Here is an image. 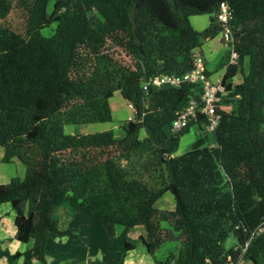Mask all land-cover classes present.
Listing matches in <instances>:
<instances>
[{
	"label": "trees",
	"instance_id": "trees-1",
	"mask_svg": "<svg viewBox=\"0 0 264 264\" xmlns=\"http://www.w3.org/2000/svg\"><path fill=\"white\" fill-rule=\"evenodd\" d=\"M49 1L0 0L2 161L25 168L22 178L0 182V202L15 210L17 240L27 242L36 230L30 248L0 255L10 264L20 256L22 264L45 263L47 239L76 234L53 217L68 202L119 227L108 248L119 256L135 247L128 230L138 225L145 235L137 239L153 257L164 241H179L155 264H227L241 253L264 264V0H55L47 13ZM220 1L229 7L237 59L228 63L225 51L218 66L238 99L222 113L212 144L200 133L176 155L194 122L175 131L169 125L198 85L143 91L141 84L193 68L202 41L221 30ZM13 2L25 11L24 32L3 22ZM200 14L209 23L197 30L189 17ZM52 22L53 33L42 34ZM237 72L242 79L232 84ZM115 91L136 106L135 119L120 124L123 137L109 129L64 131L66 124L110 121ZM196 124L202 129L200 119ZM167 191L175 206L160 213L153 204ZM229 233L235 243L225 248Z\"/></svg>",
	"mask_w": 264,
	"mask_h": 264
},
{
	"label": "crops",
	"instance_id": "crops-1",
	"mask_svg": "<svg viewBox=\"0 0 264 264\" xmlns=\"http://www.w3.org/2000/svg\"><path fill=\"white\" fill-rule=\"evenodd\" d=\"M189 20L194 27L198 25L199 27H205L209 23V14L208 19L192 18ZM201 51L202 53L204 52L202 47ZM114 93L119 92L115 91L111 93L109 96V104L110 97ZM120 96L124 99L121 94ZM124 101L126 100L124 99ZM110 107L112 108L111 104ZM2 155L3 147L0 145V182L7 183L14 176L22 178L25 174L24 165L17 159H13L9 162H3ZM54 211L53 217L56 218L58 226L62 229L74 228L76 229V234L75 236H67L62 239H47L45 245V263L33 259L31 264H155L154 259L149 255L143 244L142 245L145 248L144 250L137 249L135 245L132 250L127 251L124 255L118 256L117 254L116 262H109V258L107 257L115 251H109L108 248L112 243L113 238L119 231L118 226L95 218L80 210H75L68 202H62L55 208ZM14 220L15 210L12 208L11 203L8 201L0 202V249H6L11 253L17 251L23 252L32 246L36 237V230L32 231L27 242H21L15 238L16 226ZM163 220L164 219H161L160 221ZM160 224L162 226L171 225L169 222L166 225L161 222ZM140 234L145 235L144 229L141 226H133L128 230L129 239H135V237L137 238ZM168 242L169 240L163 242L160 248H162L164 244L167 246ZM172 247H174V243H172ZM171 249L172 248L168 246L166 250L163 249L162 253L159 254L158 257H156L155 254V259L164 260L167 253L170 252ZM135 251H137L136 254H134ZM143 251L150 256L152 261L151 259H147L148 257H144L145 255ZM132 253L134 254L132 256L133 258L128 260L127 257L131 256ZM22 262V256L17 258L16 264H22ZM0 264L10 263L7 261L5 256L0 255Z\"/></svg>",
	"mask_w": 264,
	"mask_h": 264
},
{
	"label": "built area",
	"instance_id": "built-area-1",
	"mask_svg": "<svg viewBox=\"0 0 264 264\" xmlns=\"http://www.w3.org/2000/svg\"><path fill=\"white\" fill-rule=\"evenodd\" d=\"M217 19L221 23L219 32L221 43L225 51L228 52V63H233L237 59V53L233 49V38L231 35L228 21L230 17L229 7L226 1H220L217 10ZM197 84L199 91L196 95L189 97L186 106L176 112V116L171 121L169 128L171 131L178 130L190 122L201 120L202 129L198 126V134L212 133L217 127L222 113L231 112L234 109L237 94H232V90L227 88L226 82L223 81V75L220 78L212 80L210 73L207 72L206 59L202 51H196L193 58V68L183 74L174 73H157L145 79L141 88L147 91L149 86H180L182 83ZM131 111L127 121L135 119L136 106L131 101H126ZM192 125V124H191ZM258 230H262L263 226H259ZM248 241L245 243L247 245ZM227 264H245L242 253L236 259L227 257Z\"/></svg>",
	"mask_w": 264,
	"mask_h": 264
},
{
	"label": "rangeland",
	"instance_id": "rangeland-1",
	"mask_svg": "<svg viewBox=\"0 0 264 264\" xmlns=\"http://www.w3.org/2000/svg\"><path fill=\"white\" fill-rule=\"evenodd\" d=\"M55 0H50L47 4V13H50L52 10V6ZM192 18H205L208 19V14H200V15H193L189 19ZM4 24H8L13 30H16L18 32H24L25 28V11L24 9H21L18 6L14 5L9 11V13L5 16L3 19ZM191 23V22H190ZM192 25V23H191ZM193 26V25H192ZM201 26V25H200ZM55 27V22L50 23L48 26L43 27L41 29L42 34L44 35H51L53 33ZM194 27V26H193ZM206 27V26H205ZM205 27H194L197 30H202ZM201 47L203 49L204 56L206 55V67L208 70H210V77L212 80H215L217 78H220L224 73V67L218 66V61L220 57L225 53V48L222 47L220 35L217 34L215 37L210 38L209 40H203ZM207 51V53H206ZM244 68L246 70L247 68V60L244 61ZM242 78V74L240 72H237L231 79L232 84H236L240 82ZM110 104L112 106V119L108 122H93V123H78V124H66L64 126V131L69 134H82L87 132H94L104 129H109L113 132V135L116 138H121L124 136V131L122 130L120 124L127 120L128 115L131 114V111L129 110L126 101L120 96L119 93H114L110 97ZM198 127L196 125H190L188 131L183 133L180 136V141L177 150L174 154H181L183 153L186 148L187 144L193 141L198 136ZM209 143L212 144L214 142L213 136L210 132L206 133ZM144 136V131H139V137ZM154 207L162 213L163 211H170L174 209L175 201L174 197L170 192H164L163 195L158 197L154 202ZM55 212V211H54ZM165 220V219H164ZM160 221L163 224H168L167 220ZM136 245V248L139 250H144L142 243L135 237V239L131 238ZM168 241V240H167ZM165 242V241H164ZM172 243H174V247H172ZM235 243V239L232 235V233H229L224 241L225 248L231 247ZM170 246L171 251L170 252H176L179 246L178 240H169L167 246L166 244L163 245L162 248H158L155 253L154 257L150 256L154 259L158 257L159 254L162 253L163 249L166 250V248ZM137 251L134 252L136 254ZM144 253V251H143ZM128 256L127 259H132L133 255ZM156 254V257H155ZM107 258H109V262L113 263L116 262L117 253L112 252L109 254ZM144 257L147 259H151L150 256H148L146 253H144ZM119 256V255H118ZM152 261V259H151ZM245 264H252L249 260H245Z\"/></svg>",
	"mask_w": 264,
	"mask_h": 264
}]
</instances>
